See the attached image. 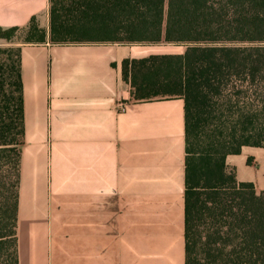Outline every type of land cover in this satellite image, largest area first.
Instances as JSON below:
<instances>
[{
  "label": "crops",
  "instance_id": "obj_1",
  "mask_svg": "<svg viewBox=\"0 0 264 264\" xmlns=\"http://www.w3.org/2000/svg\"><path fill=\"white\" fill-rule=\"evenodd\" d=\"M51 0H0V27L50 30ZM185 45L24 44L19 264H186V110L137 101L124 61ZM251 161V163H250ZM227 166L264 191V148Z\"/></svg>",
  "mask_w": 264,
  "mask_h": 264
},
{
  "label": "trees",
  "instance_id": "obj_2",
  "mask_svg": "<svg viewBox=\"0 0 264 264\" xmlns=\"http://www.w3.org/2000/svg\"><path fill=\"white\" fill-rule=\"evenodd\" d=\"M19 32L25 44L185 45L124 61L123 79L137 101H185L186 264H264V191L226 163L264 148V0H51L49 31L33 17L0 27V40ZM15 57H0V264H19L21 49Z\"/></svg>",
  "mask_w": 264,
  "mask_h": 264
},
{
  "label": "rangeland",
  "instance_id": "obj_3",
  "mask_svg": "<svg viewBox=\"0 0 264 264\" xmlns=\"http://www.w3.org/2000/svg\"><path fill=\"white\" fill-rule=\"evenodd\" d=\"M25 44L24 41V33L19 32L11 41L0 40V49L4 52L0 55L4 59H9L13 56L14 60L16 59L15 55L21 49V47Z\"/></svg>",
  "mask_w": 264,
  "mask_h": 264
}]
</instances>
